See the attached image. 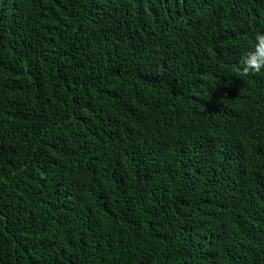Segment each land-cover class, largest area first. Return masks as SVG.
I'll return each mask as SVG.
<instances>
[{"label": "trees", "instance_id": "trees-1", "mask_svg": "<svg viewBox=\"0 0 264 264\" xmlns=\"http://www.w3.org/2000/svg\"><path fill=\"white\" fill-rule=\"evenodd\" d=\"M264 0H0V264H264Z\"/></svg>", "mask_w": 264, "mask_h": 264}, {"label": "clouds", "instance_id": "clouds-1", "mask_svg": "<svg viewBox=\"0 0 264 264\" xmlns=\"http://www.w3.org/2000/svg\"><path fill=\"white\" fill-rule=\"evenodd\" d=\"M264 70V33L255 34V43L251 51L242 56L236 72L240 76H250Z\"/></svg>", "mask_w": 264, "mask_h": 264}]
</instances>
